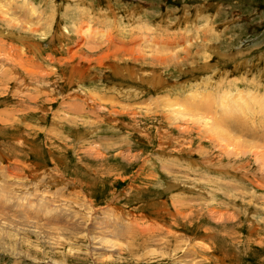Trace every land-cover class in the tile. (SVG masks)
Returning a JSON list of instances; mask_svg holds the SVG:
<instances>
[{
    "label": "rangeland",
    "instance_id": "374dc122",
    "mask_svg": "<svg viewBox=\"0 0 264 264\" xmlns=\"http://www.w3.org/2000/svg\"><path fill=\"white\" fill-rule=\"evenodd\" d=\"M0 264H264V0H0Z\"/></svg>",
    "mask_w": 264,
    "mask_h": 264
}]
</instances>
